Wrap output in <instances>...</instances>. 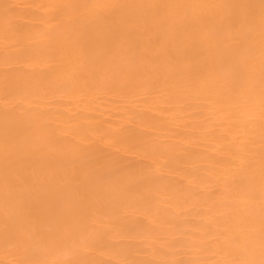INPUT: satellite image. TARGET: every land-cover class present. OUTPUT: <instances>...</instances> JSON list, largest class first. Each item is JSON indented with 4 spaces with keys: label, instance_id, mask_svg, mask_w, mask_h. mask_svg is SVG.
Here are the masks:
<instances>
[{
    "label": "bare ground",
    "instance_id": "1",
    "mask_svg": "<svg viewBox=\"0 0 264 264\" xmlns=\"http://www.w3.org/2000/svg\"><path fill=\"white\" fill-rule=\"evenodd\" d=\"M0 264H264V0H0Z\"/></svg>",
    "mask_w": 264,
    "mask_h": 264
}]
</instances>
